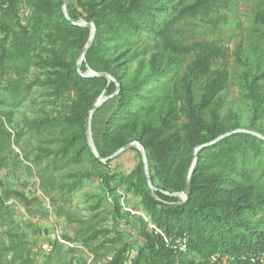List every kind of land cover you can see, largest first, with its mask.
<instances>
[{"label":"trees","instance_id":"16d2710c","mask_svg":"<svg viewBox=\"0 0 264 264\" xmlns=\"http://www.w3.org/2000/svg\"><path fill=\"white\" fill-rule=\"evenodd\" d=\"M169 1L171 5H158L162 0H79L80 9L68 5L67 17L64 0H0V82H6L0 85V107L11 109H0V167L13 140L18 142L25 132L48 134L50 145H40L34 156L46 194L52 188L71 196L87 179L99 176L104 192L93 195V209H99L105 198L118 200V187L141 196L154 226L142 231L145 245L131 258L133 247L124 241L125 232L116 231L106 242L120 246L105 264H263L251 261L249 254L264 251V228L261 221L251 220L264 211V126L258 122L264 116V69L257 66L241 77L252 113L247 129L226 123L216 111L208 119L205 109L227 84V71L213 66L225 50L217 42L183 43L174 24L188 19L212 23L230 1ZM258 1L264 5V0ZM177 4L181 9L173 15ZM79 20L95 24L81 71L78 61L92 27L73 22ZM109 41L114 43L108 45ZM138 43L145 45L143 53L149 48L156 52L149 71H138L126 80L112 55ZM192 52L195 59L181 74L184 59ZM135 55L133 51L129 58ZM33 67L44 70L45 78L29 82ZM87 69L107 72L113 79L87 76ZM197 83L203 90L200 101ZM36 84L50 90V102L60 104L62 111L53 115L42 110L25 119L19 131L10 130L12 109L28 99ZM71 94L68 102H60ZM104 94L106 101L116 99V104L103 131L98 135L93 129L99 155L108 158L130 142L140 143L148 153L154 187L148 184L143 161L127 175L102 171L103 163L89 145L87 121ZM179 100L185 102L181 107ZM182 115L186 122L180 126ZM206 144L197 152L190 193L183 199L180 194L186 189L194 153ZM84 162L92 169L68 174L70 181L55 175ZM4 186L0 179V188ZM5 192L32 203L18 191ZM3 206L0 196V214ZM110 233L96 229L90 240ZM183 237L188 240L186 251L172 246ZM17 247L0 241V264L5 251Z\"/></svg>","mask_w":264,"mask_h":264},{"label":"rangeland","instance_id":"374dc122","mask_svg":"<svg viewBox=\"0 0 264 264\" xmlns=\"http://www.w3.org/2000/svg\"><path fill=\"white\" fill-rule=\"evenodd\" d=\"M229 1L230 6L215 14V21L212 23L188 19L186 22H176L174 27L181 30L179 37L187 45L217 42L223 47L225 56L216 59L213 66L227 71V84L217 95L218 100H214L205 109V115L210 119L216 111L226 123H237L241 129H247L252 113L246 91L241 86V77L245 73H253L257 66L264 69V5H260L258 0ZM162 3L171 5L169 0H162L158 5ZM69 5L80 9L79 0H71ZM175 8L173 15L181 9V4H177ZM107 43L110 45L114 42ZM144 47L143 43L124 46L112 55V59H116V70L126 80L133 78L138 71H149L156 51L149 48L145 54L142 52ZM133 51L136 55L129 58ZM194 59L193 52L185 57L181 74ZM45 75L44 70L33 67L28 81H34L37 77L44 79ZM5 84V81L0 82L1 86ZM195 92L200 101L203 93L201 83L195 85ZM49 93L47 87L34 85L28 99L20 107L12 109L13 120L8 124L10 130L19 131L25 119L41 115L42 110L53 115L62 111L60 104L50 102L52 98ZM72 97L73 94L68 95L60 102H68ZM184 103V100H179L178 106L181 107ZM115 104L116 99L106 101L93 117L92 130L98 135L103 131L106 118ZM0 109L11 110L7 107ZM185 122L182 115L179 125L182 126ZM258 122L264 126V116ZM87 134L89 140V119ZM50 136L25 132L18 142L13 140L11 146L3 152L6 161L0 167V179L5 185L0 188V196L4 199L0 214V241L7 245H18L15 250L5 251L3 264H105L112 258L115 248L120 246L106 242V239L116 235V231L125 232L124 241H128L133 247L130 257L137 256L146 243L142 231L154 227L144 211L142 197L126 187H118L115 190L119 195L118 200L105 198L99 209H93V195L104 192L99 176L87 179L71 196L52 188L46 194L41 187L40 168L35 164L34 156L40 145H50L46 142ZM142 161V151L134 146L102 161V171L127 175ZM91 169V164L84 162L68 166L55 172V175L61 180L70 181L68 174ZM154 182L159 184L157 179ZM5 190L18 191L32 203L20 196L8 195ZM251 220L261 221V227L264 228V211L251 216ZM96 229H109L111 233L90 240V234Z\"/></svg>","mask_w":264,"mask_h":264},{"label":"water","instance_id":"95a60500","mask_svg":"<svg viewBox=\"0 0 264 264\" xmlns=\"http://www.w3.org/2000/svg\"><path fill=\"white\" fill-rule=\"evenodd\" d=\"M70 1L71 0H64V3L62 5L63 12L65 13V15L67 17H68V5H69ZM73 22L75 24L85 25V26L92 27L91 37L88 40L87 44L85 45V47H84V49L82 51L81 58L78 61V69H79V71H81L82 62H83V60L86 57L88 48L90 47L91 43L93 42V38H94V35H95V24L94 23H87L84 20L73 21ZM85 75H87V76H91V75H104V76H106L110 80L113 79V77L109 73H107V72L96 73L92 69H88L87 72L85 73ZM106 99H107V97L105 95H102L98 99V101L95 104L94 108L90 111V115H89V135H90V137H89V145H90L92 151L99 157V159L101 161H107L110 157L116 156V155H118L120 153L125 152L126 150L130 149L131 147L137 146L142 151V158H143V162H144V167H145V172H146L148 184L151 187H154L153 184H152V179H151V170H150V162H149L148 153H147L146 149L140 143H138V142H130V143L124 145L123 147L119 148L113 155H111L108 158H102L99 155L97 146H96L95 141H94L92 124H93V117H94V113H95L96 109L99 108L105 102ZM232 132H234V131H232ZM258 135H260V134H258ZM207 145H209V144L202 145V146H200L195 151L194 154L196 156V161H197V152H198V150L201 149V148H203V147H205V146H207ZM196 161H194V163H193V165L191 167V170H190V172L188 174L186 189L180 194L181 198H183V199H185L186 197H188V195L190 193L191 178H192V173H193V170H194V166H195Z\"/></svg>","mask_w":264,"mask_h":264},{"label":"built area","instance_id":"2783aa9c","mask_svg":"<svg viewBox=\"0 0 264 264\" xmlns=\"http://www.w3.org/2000/svg\"><path fill=\"white\" fill-rule=\"evenodd\" d=\"M26 14H28V11L25 12ZM157 231L161 232L159 229H157ZM167 242L169 244H171L170 240H167ZM172 245V244H171ZM173 247L179 248L181 251H186V249L188 248V240L186 237L183 238H178L174 241V244L172 245ZM249 258L251 259V261L256 262V261H261L264 264V251H261L259 253H252L249 254Z\"/></svg>","mask_w":264,"mask_h":264}]
</instances>
